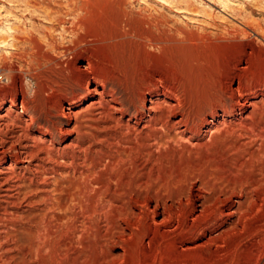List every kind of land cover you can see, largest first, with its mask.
Listing matches in <instances>:
<instances>
[{"label":"bare ground","instance_id":"bare-ground-1","mask_svg":"<svg viewBox=\"0 0 264 264\" xmlns=\"http://www.w3.org/2000/svg\"><path fill=\"white\" fill-rule=\"evenodd\" d=\"M66 1L73 15L92 2ZM22 2L31 19L60 20L35 0ZM74 16L79 49L89 43L79 32L83 17ZM14 39L35 49L39 65L56 64L35 35ZM261 53L255 63L242 48L233 60L222 92L234 105L221 112L199 111L197 99L176 86L128 87L82 58L37 73L33 100L20 102L29 118L14 115L16 100L5 108L1 99L0 264H264ZM70 84L79 92L66 93ZM53 111L73 127L53 121ZM237 112L247 125L238 136L226 129ZM23 235L33 244L26 255Z\"/></svg>","mask_w":264,"mask_h":264},{"label":"rangeland","instance_id":"rangeland-1","mask_svg":"<svg viewBox=\"0 0 264 264\" xmlns=\"http://www.w3.org/2000/svg\"><path fill=\"white\" fill-rule=\"evenodd\" d=\"M22 1L25 0H0L3 16L0 40L5 41L0 42V100L7 99L5 108L9 107L10 99L16 100L18 106L14 108V115L17 113L26 119L30 113H22L20 102L33 98L28 95L31 88L26 89L25 80L35 86L37 73L47 74L54 68L74 66L78 58L89 59L93 72H102L111 79L120 75L128 87L140 84L166 92L176 86L180 94L186 90L188 96L197 99L199 111L209 113L218 106L221 112L223 106L234 105L231 96L222 92L230 82L226 77L233 60L242 48L248 50L255 63L254 55L264 52V0H92L86 12H73L83 17L85 28H80L79 32L89 43L79 49H76V34L72 32L78 20L69 14L66 0H35L39 7L58 13L60 20H48L38 13L31 19L23 13L25 3ZM32 34L43 43V49L56 61L55 65L45 61L39 65L33 56L35 49L28 42L23 44L14 39V36ZM249 44L253 49L247 46ZM17 47L22 58L15 55ZM9 72L11 80L15 79L6 84ZM113 87L124 100V90ZM65 91L79 92L75 84L67 86ZM60 95L56 92L52 96ZM33 106L35 104H30L31 108ZM37 115L41 125H48L44 114L39 111ZM53 115L52 120L64 128L73 127V123L67 127L66 120L60 118L57 111H53ZM244 117L242 112H237L234 119L228 118V132L236 131L237 136L241 135L247 125L243 126L238 120ZM231 137L228 136V140ZM55 142L57 148L65 145L58 137ZM221 145L218 149L224 152L225 144ZM27 237L20 236L25 255L33 245ZM33 262L30 258L29 263Z\"/></svg>","mask_w":264,"mask_h":264},{"label":"clouds","instance_id":"clouds-1","mask_svg":"<svg viewBox=\"0 0 264 264\" xmlns=\"http://www.w3.org/2000/svg\"><path fill=\"white\" fill-rule=\"evenodd\" d=\"M11 81L10 80H8V81H4V83H10ZM25 86H26V89L27 88H31L32 89V91H30L29 93H28V95H29V97L31 98L32 96H34V94H35V86L32 84V82L31 81H28V80H25Z\"/></svg>","mask_w":264,"mask_h":264}]
</instances>
